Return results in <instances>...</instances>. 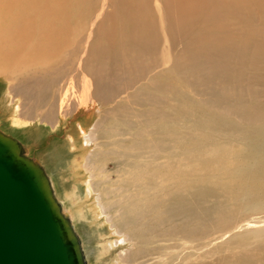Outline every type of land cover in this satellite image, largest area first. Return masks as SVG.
Here are the masks:
<instances>
[{
  "label": "rangeland",
  "instance_id": "obj_1",
  "mask_svg": "<svg viewBox=\"0 0 264 264\" xmlns=\"http://www.w3.org/2000/svg\"><path fill=\"white\" fill-rule=\"evenodd\" d=\"M96 2L69 0L67 6L71 26L86 21L90 7L93 8ZM96 8L94 5L93 10ZM81 29L80 26L76 28L77 35ZM113 35L119 39L116 49L121 53L118 54L115 49L112 54H98L96 61L102 64L101 68H107L109 63L116 64L122 54L133 46L122 41L125 33ZM164 50L159 48L154 54L159 57L165 53ZM142 55L141 62L144 60L143 63H146L147 53ZM260 56L264 57L263 52ZM189 60L199 63L202 58L198 56ZM238 61L232 63L234 69H230L227 76L210 70H204L201 75L192 73L186 78L194 92L191 98L211 107L214 112L232 113L225 116L234 124L247 125L250 122L263 125L264 62L252 61L249 57H246V64H239ZM131 68L128 73L116 71L113 81L103 77L105 88L116 94L113 99L106 100L102 91L99 98H104L101 100L104 106L89 102L78 85L80 78L76 77V82L71 81L68 72L64 80H57V74L51 71L37 76V80L31 77L30 81L17 82L19 74L0 70V100L4 92L18 90V96L14 92L11 95L19 100L18 121L21 126L11 131V137L28 148L31 158L40 161L56 184L57 195L62 201L64 192H72L75 184L70 178L65 177L64 180L62 176H69L68 167L75 157L68 145L69 132L80 137L78 125H85L89 119L87 127L92 129L95 123L101 121L96 129L99 141L94 134L99 147L92 148L97 154L91 161L92 184L111 223L98 228L91 223L89 213H85L89 215L88 219L76 222V231L86 244L88 264H108L120 254V245H117L114 247L116 250L110 249V256L99 262L97 243L104 239L109 243L129 239L132 241H128L130 251L136 252L134 259L138 257V261L145 264H166L168 256L188 255L198 244L197 236L199 242L207 245L238 222L252 217L257 209L249 206L264 202V177L259 176L258 182H252V170H249L252 163L244 158V147L236 134L224 129L209 112L204 113L203 118L198 109L187 105L174 93L170 97L159 90L149 96L126 99L131 93L128 83L133 82L132 92L135 93L141 84L162 82L152 76L141 81L138 73ZM160 69L161 66L158 71ZM21 85L26 100L19 97L18 86ZM59 87H62L60 99L65 88H68L70 96L71 105L64 108L69 110L66 116L59 113L54 103ZM254 111L260 113L258 118L252 116ZM212 121L217 126L214 131H206L204 122L211 124ZM0 122L10 130L7 119L3 121L0 118ZM77 186V193L84 199L85 187L79 183ZM65 206L75 213L69 203ZM117 231L121 233L120 238L112 234H117ZM238 252L233 247L223 246L199 260H190L188 264H221V260Z\"/></svg>",
  "mask_w": 264,
  "mask_h": 264
},
{
  "label": "bare ground",
  "instance_id": "obj_2",
  "mask_svg": "<svg viewBox=\"0 0 264 264\" xmlns=\"http://www.w3.org/2000/svg\"><path fill=\"white\" fill-rule=\"evenodd\" d=\"M68 3L69 0H0V70L19 74L16 77L17 82L30 81L31 77L32 80H37V76L49 74L51 71L57 74V80H64L68 72L71 81L76 82V77L80 78L78 85L89 102L103 105V97L113 99L116 96L111 89L105 88L103 77L113 81L116 71L128 73L129 67H132L138 73L139 80L143 81L152 76L154 80L160 79L162 82L141 84L135 93L132 92L133 82L128 83L131 93H128L126 99L149 96L160 90L170 97L172 93L177 94L187 105L198 109L203 118L204 113H211L210 116L224 129L236 134L244 147L243 156L252 163L249 169L252 170V182H258L259 176L264 177V124H234L225 116L232 113L222 110L214 112L204 103L195 102L191 98L194 92L186 81L192 73L201 75L204 70L227 76L230 69H234L232 63L239 60V64H244L246 57L252 61L264 62V57H259L261 52L264 55V0H97L96 4L90 3L93 8L94 5L97 8L93 10L92 6L90 7V12L86 13L88 18L84 17L86 21L77 22L74 27L69 23L72 20L70 21ZM78 26L82 29L77 35ZM117 32L121 35L125 33L122 35V41L128 45L132 43L133 46L130 44V49L126 45L130 50H127L126 54L123 53L116 64L109 63L107 68H101L102 64L96 61L97 55H102L103 52L112 54L111 52L118 48L119 39L113 35ZM99 41L102 45L97 44ZM159 48H165V53L158 57L154 52ZM142 53H147L146 63H143L144 60L141 62ZM149 56L154 57L148 58ZM198 56L202 58L199 63L189 60ZM159 66L161 69L158 71ZM22 86H18L21 99L25 97ZM9 89L11 90V87ZM61 89L62 87H59L57 90L54 103L59 113L66 116L69 110L64 108L71 105V101L67 94L68 88H65L64 96L60 99ZM17 91H13L16 96ZM102 91L106 97L103 94V97L99 98ZM13 92H4L0 100L3 114L0 118L3 121L7 119L10 123L8 130L7 126L3 127V122H0L3 127H0V132L10 137L11 131L21 126L18 121L19 100L11 95ZM66 101L68 102L65 105ZM72 107L75 108L74 105ZM251 114L256 118L260 116V113L255 111ZM88 121H85L83 126H77L80 137H75L72 131L67 137L70 152L75 157L68 167L69 176L66 172V175L62 176L63 179L70 178L75 184L72 192H64L63 201L57 195L52 177L46 173L40 161L31 158L28 148L16 139L21 144L23 155L33 159L44 170L53 195L60 204L61 212L69 220L80 240L84 264H88L89 258L85 251L86 244L76 231V222L88 219L89 215L85 213H89L91 223L98 228L105 223H111L92 184L91 161L97 155L92 148L99 147V134L96 129L101 121L95 123L92 129L87 127ZM204 125L206 131H214L217 126L215 121L211 124L204 122ZM77 183L85 187L84 199L77 193ZM66 203L73 206L75 213L65 206ZM249 207L257 209L252 217L243 219L226 232L222 231L221 233H224L220 237L213 238L207 245L199 242L200 238L197 236L198 244L188 255L184 253L174 258L168 256L166 264H188L190 260H199L205 254L214 253L223 246L233 247L239 252L221 260V264H264V202ZM114 227L113 225L112 228ZM118 233L117 231V234H112L120 238L121 233ZM127 237L129 238L128 235ZM107 241L104 239L97 243L99 262L110 256V249L120 245V254L108 264H145L140 263L137 256L133 258L136 252L130 251L128 241L131 240L126 239L120 243L119 240L116 243ZM205 247H209V250H205ZM137 255L141 257L140 253Z\"/></svg>",
  "mask_w": 264,
  "mask_h": 264
},
{
  "label": "water",
  "instance_id": "obj_3",
  "mask_svg": "<svg viewBox=\"0 0 264 264\" xmlns=\"http://www.w3.org/2000/svg\"><path fill=\"white\" fill-rule=\"evenodd\" d=\"M0 132V264H84L42 167Z\"/></svg>",
  "mask_w": 264,
  "mask_h": 264
}]
</instances>
